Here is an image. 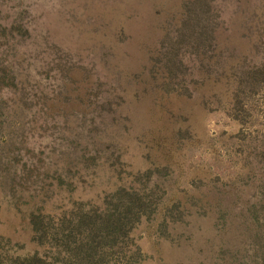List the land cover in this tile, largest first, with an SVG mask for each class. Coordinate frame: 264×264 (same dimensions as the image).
<instances>
[{
    "label": "rangeland",
    "instance_id": "1",
    "mask_svg": "<svg viewBox=\"0 0 264 264\" xmlns=\"http://www.w3.org/2000/svg\"><path fill=\"white\" fill-rule=\"evenodd\" d=\"M190 2L0 0V253L32 252L34 214L101 205L146 168L168 165L161 182L180 197L256 165L264 82L238 90L237 77L262 53L264 0L203 4L213 39L188 34ZM145 227L130 233L140 264H192Z\"/></svg>",
    "mask_w": 264,
    "mask_h": 264
},
{
    "label": "trees",
    "instance_id": "2",
    "mask_svg": "<svg viewBox=\"0 0 264 264\" xmlns=\"http://www.w3.org/2000/svg\"><path fill=\"white\" fill-rule=\"evenodd\" d=\"M210 1L190 2L197 9L190 36L215 37L218 17L211 6L201 7ZM256 14L264 18V11ZM255 26L262 53L256 62L238 66V90L264 82V20ZM174 56L168 54L167 63ZM258 138L261 148L250 151L256 152V165H230L215 181L199 178L203 186L190 182L180 197L175 186L161 182L168 167L163 165L144 169L143 182L139 174L129 186L110 191L101 205L80 202L67 217L36 213L31 228L37 246L10 257L2 250L0 264H140L144 255L130 233L142 219L157 240L175 235L176 245L194 255L192 264H264V132Z\"/></svg>",
    "mask_w": 264,
    "mask_h": 264
}]
</instances>
